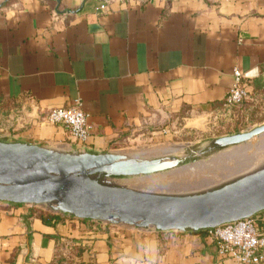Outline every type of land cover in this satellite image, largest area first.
Here are the masks:
<instances>
[{
    "label": "crops",
    "instance_id": "1",
    "mask_svg": "<svg viewBox=\"0 0 264 264\" xmlns=\"http://www.w3.org/2000/svg\"><path fill=\"white\" fill-rule=\"evenodd\" d=\"M234 68L248 89L240 112L264 95V0H0V142L122 154L136 137L205 128L230 115ZM76 101L86 144L40 118ZM256 219L264 233V210ZM0 264L236 262L206 232L0 201Z\"/></svg>",
    "mask_w": 264,
    "mask_h": 264
},
{
    "label": "water",
    "instance_id": "2",
    "mask_svg": "<svg viewBox=\"0 0 264 264\" xmlns=\"http://www.w3.org/2000/svg\"><path fill=\"white\" fill-rule=\"evenodd\" d=\"M263 134L264 123L218 137L210 149L249 146L252 139ZM178 148L182 146H170L163 152L172 153ZM197 156L202 158L204 153ZM185 159L170 155L138 159L111 152L70 154L33 144L0 142V201L48 205L52 211L80 219L162 231H198L264 210V169L196 195L159 194L110 183L115 177L182 174L204 162L194 159L185 164ZM235 173L222 172L220 178Z\"/></svg>",
    "mask_w": 264,
    "mask_h": 264
},
{
    "label": "rangeland",
    "instance_id": "3",
    "mask_svg": "<svg viewBox=\"0 0 264 264\" xmlns=\"http://www.w3.org/2000/svg\"><path fill=\"white\" fill-rule=\"evenodd\" d=\"M229 114L226 118L215 120V124L210 123L208 127L201 129L186 128L178 134H169L161 139L148 136L136 137L133 141L127 143L122 150L124 156L138 159L170 155L174 157L186 156L185 164L194 159L204 160L200 165H192L190 170L182 174L163 173L153 177H115L110 179L111 185L159 194L196 195L212 191L240 177L264 169V134L252 139L249 146L239 145L223 150L210 149L213 140L218 137L245 132L263 124L264 95L254 97L251 106L245 111L238 112L234 108ZM170 146H182V148H178L177 151L172 153L163 152L164 149ZM241 147L243 148L241 152L234 153ZM199 152H203L204 157L198 158L197 153ZM212 155L214 156L207 160ZM236 170L239 171L229 177H219L222 172ZM40 206L50 209L48 205Z\"/></svg>",
    "mask_w": 264,
    "mask_h": 264
},
{
    "label": "built area",
    "instance_id": "4",
    "mask_svg": "<svg viewBox=\"0 0 264 264\" xmlns=\"http://www.w3.org/2000/svg\"><path fill=\"white\" fill-rule=\"evenodd\" d=\"M232 73V85L223 102L224 113L227 114L248 97L243 73L238 68H234ZM40 118L51 124L63 125L80 144H86L90 137L88 116L77 101L71 106L50 108ZM256 224L257 219L253 215L207 228L205 232L215 241L218 251L232 258L236 264H264V233Z\"/></svg>",
    "mask_w": 264,
    "mask_h": 264
},
{
    "label": "bare ground",
    "instance_id": "5",
    "mask_svg": "<svg viewBox=\"0 0 264 264\" xmlns=\"http://www.w3.org/2000/svg\"><path fill=\"white\" fill-rule=\"evenodd\" d=\"M243 148L241 147V148H239V150H237V151H235L234 153H239V152H241V150H242ZM245 149V148H244ZM246 150V149H245ZM245 150H243V151H245ZM232 153V152H231ZM243 153V152H242ZM237 171H239V170H236V171H230V173H232V172H237ZM219 177H220V174H219Z\"/></svg>",
    "mask_w": 264,
    "mask_h": 264
},
{
    "label": "trees",
    "instance_id": "6",
    "mask_svg": "<svg viewBox=\"0 0 264 264\" xmlns=\"http://www.w3.org/2000/svg\"><path fill=\"white\" fill-rule=\"evenodd\" d=\"M242 104V103H241ZM258 214V213H257ZM257 214H255L254 216H256ZM83 220H87V219H83ZM198 231H202V232H205V229H202V230H198Z\"/></svg>",
    "mask_w": 264,
    "mask_h": 264
}]
</instances>
